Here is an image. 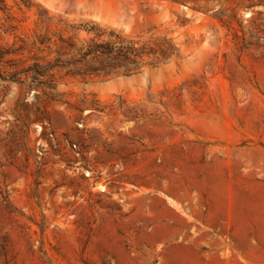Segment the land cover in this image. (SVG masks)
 Returning a JSON list of instances; mask_svg holds the SVG:
<instances>
[{
    "label": "rangeland",
    "instance_id": "rangeland-1",
    "mask_svg": "<svg viewBox=\"0 0 264 264\" xmlns=\"http://www.w3.org/2000/svg\"><path fill=\"white\" fill-rule=\"evenodd\" d=\"M0 264H264V0H0Z\"/></svg>",
    "mask_w": 264,
    "mask_h": 264
},
{
    "label": "trees",
    "instance_id": "trees-1",
    "mask_svg": "<svg viewBox=\"0 0 264 264\" xmlns=\"http://www.w3.org/2000/svg\"><path fill=\"white\" fill-rule=\"evenodd\" d=\"M24 1H28V0H24ZM97 52H103V53H112L111 50L109 51H105L102 49V47H100L99 45H96L95 47L92 48V50L89 52V54L91 53H97ZM55 67V66H54ZM101 71L103 70L105 73H112L113 70L110 69H100ZM94 72H91L90 74H93Z\"/></svg>",
    "mask_w": 264,
    "mask_h": 264
}]
</instances>
